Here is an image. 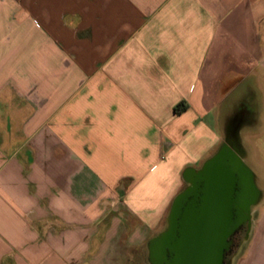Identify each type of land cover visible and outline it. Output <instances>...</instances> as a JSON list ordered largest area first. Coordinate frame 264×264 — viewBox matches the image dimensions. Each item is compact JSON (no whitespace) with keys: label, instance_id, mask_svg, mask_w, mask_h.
<instances>
[{"label":"crops","instance_id":"obj_1","mask_svg":"<svg viewBox=\"0 0 264 264\" xmlns=\"http://www.w3.org/2000/svg\"><path fill=\"white\" fill-rule=\"evenodd\" d=\"M237 107L241 141L264 0H0V264H151ZM258 211L231 264H264Z\"/></svg>","mask_w":264,"mask_h":264},{"label":"water","instance_id":"obj_2","mask_svg":"<svg viewBox=\"0 0 264 264\" xmlns=\"http://www.w3.org/2000/svg\"><path fill=\"white\" fill-rule=\"evenodd\" d=\"M227 148L221 145L199 170L185 172L187 186L171 203L167 227L150 242L151 264H222L226 240L241 224L243 211L248 212L245 239L249 236L257 191L251 169L240 159L230 156L225 164Z\"/></svg>","mask_w":264,"mask_h":264},{"label":"flooded vegetation","instance_id":"obj_3","mask_svg":"<svg viewBox=\"0 0 264 264\" xmlns=\"http://www.w3.org/2000/svg\"><path fill=\"white\" fill-rule=\"evenodd\" d=\"M245 111L246 110H244V109L240 110L239 107L233 109V111H232V119L230 121V125L227 126V128H228L227 139H226L225 143L222 144V145L227 144V146H228V149L226 151L228 156H227V159L225 161V164H226V162H229L228 158H230V156L231 157L235 156L238 159H241V162L245 166L249 167V165L247 164L246 159H245L243 145H242V143L239 140L238 135H237L238 130L242 126L244 127V125H248L251 122V117H250L251 110H249L250 112L247 111L248 115H246V118L240 117L242 113L245 114L244 113ZM231 122H232V124H231ZM214 155H212V156H214ZM202 164L198 168H196L195 171L199 170L201 168ZM243 176H244V174H243ZM186 186H187V184H185V186L183 187V189L179 193H181L186 188ZM236 187L237 186L235 185L234 189ZM236 190H237V188H236ZM191 198L192 197H188L186 199V201L184 202V204L188 200H190ZM169 210H170V208H169ZM168 213H169V211H168ZM168 213H167V216H168ZM247 213L248 212L243 211V213L241 215V224L238 226V228L236 230L232 231V233L230 234V236L226 240L227 248L224 250V253H223L222 264H228L230 262V259L237 254L238 249L240 248L241 244L244 242V239H245V236L247 233V229H248V215H247ZM167 216H166V218H167ZM166 227H167V225L165 222V226L162 229V231L165 230ZM167 257H169V255H167Z\"/></svg>","mask_w":264,"mask_h":264},{"label":"rangeland","instance_id":"obj_4","mask_svg":"<svg viewBox=\"0 0 264 264\" xmlns=\"http://www.w3.org/2000/svg\"><path fill=\"white\" fill-rule=\"evenodd\" d=\"M260 117L257 125L254 123L250 128L243 130L241 134V143L246 156L245 159L251 169L253 185L257 191L255 204L250 208V213L252 214L250 217L251 228L254 226L255 219L259 213L258 210L264 200V117ZM244 246L245 243L241 244L237 254L240 253ZM237 257L238 255L235 256V258Z\"/></svg>","mask_w":264,"mask_h":264},{"label":"trees","instance_id":"obj_5","mask_svg":"<svg viewBox=\"0 0 264 264\" xmlns=\"http://www.w3.org/2000/svg\"><path fill=\"white\" fill-rule=\"evenodd\" d=\"M174 110H176V108Z\"/></svg>","mask_w":264,"mask_h":264},{"label":"bare ground","instance_id":"obj_6","mask_svg":"<svg viewBox=\"0 0 264 264\" xmlns=\"http://www.w3.org/2000/svg\"><path fill=\"white\" fill-rule=\"evenodd\" d=\"M228 149V148H227ZM241 160V159H240Z\"/></svg>","mask_w":264,"mask_h":264}]
</instances>
